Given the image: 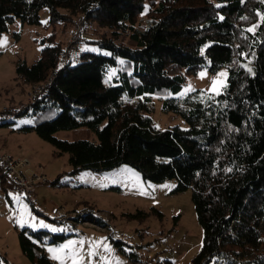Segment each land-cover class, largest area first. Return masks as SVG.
<instances>
[{"label": "trees", "instance_id": "16d2710c", "mask_svg": "<svg viewBox=\"0 0 264 264\" xmlns=\"http://www.w3.org/2000/svg\"><path fill=\"white\" fill-rule=\"evenodd\" d=\"M44 9L52 27L82 21L78 43L98 50L81 51L73 63L74 50L64 54L55 30L42 37L39 59H20L16 70L24 90L48 85L11 117L1 110L0 125L33 115L27 128L57 155L68 153L73 172L126 164L147 181L177 179L176 190H192L203 228L195 264H243L253 250L264 261V0H0V38L18 18L41 24ZM113 66L118 75L105 83ZM205 67L228 68L222 93L167 95ZM157 93L167 95L163 111L181 115L187 129L158 128L142 112L153 110ZM0 180L7 182L1 169ZM47 233H19L35 264H55L38 243Z\"/></svg>", "mask_w": 264, "mask_h": 264}, {"label": "rangeland", "instance_id": "374dc122", "mask_svg": "<svg viewBox=\"0 0 264 264\" xmlns=\"http://www.w3.org/2000/svg\"><path fill=\"white\" fill-rule=\"evenodd\" d=\"M49 17V10L44 9L41 24L24 23L18 18L2 34L0 111L20 107L38 88L26 85L24 90L16 68L20 59L25 58L30 64L39 59L41 38L52 30L62 40L64 54L79 44L78 50L72 52L73 63L81 51L98 50L93 45L78 43L82 21L79 28L75 24L52 27ZM118 61L123 65L122 59ZM112 68L115 69L105 76V83L118 75L117 67ZM228 77L227 67L218 72L205 67L189 74L179 92L167 95L176 98L196 93L218 95L227 86ZM167 95L152 94L153 110L142 112L158 128L187 129L189 123L181 115L163 111ZM36 121L33 115L23 114L10 124L0 125V145L3 144L0 151L17 159L30 158L37 172L48 177L38 186L33 201L10 182L3 185L0 180V264H35L20 247L19 233L26 228L27 232L30 229L48 232L43 236L44 242L38 243L55 264H195L204 235L191 189L176 190L175 178L147 181L140 171L126 164L110 171L73 172L68 153L57 155L50 142L42 139L34 128H27ZM58 134L74 138L69 131ZM252 253L253 256L242 260L243 264H264L255 250Z\"/></svg>", "mask_w": 264, "mask_h": 264}, {"label": "built area", "instance_id": "2783aa9c", "mask_svg": "<svg viewBox=\"0 0 264 264\" xmlns=\"http://www.w3.org/2000/svg\"><path fill=\"white\" fill-rule=\"evenodd\" d=\"M81 24H78V28ZM76 46L71 48L68 56ZM47 83H40L33 94L30 93V101L35 100L37 95L45 88ZM18 108H4L3 115L7 118L18 112ZM0 169L6 174L7 182H10L21 194H24L29 200L37 198L38 186L48 180L46 175L37 172L36 168L32 166V161L28 157L17 159L10 154L2 153L0 151Z\"/></svg>", "mask_w": 264, "mask_h": 264}, {"label": "crops", "instance_id": "0c3cea01", "mask_svg": "<svg viewBox=\"0 0 264 264\" xmlns=\"http://www.w3.org/2000/svg\"><path fill=\"white\" fill-rule=\"evenodd\" d=\"M2 145H3V144H2ZM2 145H0V148H1Z\"/></svg>", "mask_w": 264, "mask_h": 264}, {"label": "snow or ice", "instance_id": "6c2138e0", "mask_svg": "<svg viewBox=\"0 0 264 264\" xmlns=\"http://www.w3.org/2000/svg\"><path fill=\"white\" fill-rule=\"evenodd\" d=\"M252 29H249V31H251Z\"/></svg>", "mask_w": 264, "mask_h": 264}]
</instances>
